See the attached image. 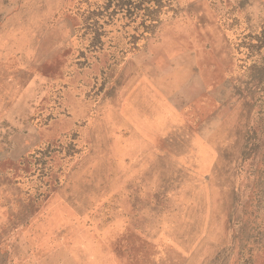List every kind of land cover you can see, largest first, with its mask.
Instances as JSON below:
<instances>
[{"label":"rangeland","instance_id":"rangeland-1","mask_svg":"<svg viewBox=\"0 0 264 264\" xmlns=\"http://www.w3.org/2000/svg\"><path fill=\"white\" fill-rule=\"evenodd\" d=\"M0 264H264V0H0Z\"/></svg>","mask_w":264,"mask_h":264}]
</instances>
